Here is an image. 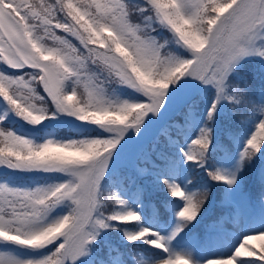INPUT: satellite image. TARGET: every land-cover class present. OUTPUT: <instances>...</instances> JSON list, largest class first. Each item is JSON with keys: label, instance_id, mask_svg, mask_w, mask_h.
I'll use <instances>...</instances> for the list:
<instances>
[{"label": "snow or ice", "instance_id": "snow-or-ice-1", "mask_svg": "<svg viewBox=\"0 0 264 264\" xmlns=\"http://www.w3.org/2000/svg\"><path fill=\"white\" fill-rule=\"evenodd\" d=\"M0 264H264V0H0Z\"/></svg>", "mask_w": 264, "mask_h": 264}, {"label": "trees", "instance_id": "trees-1", "mask_svg": "<svg viewBox=\"0 0 264 264\" xmlns=\"http://www.w3.org/2000/svg\"><path fill=\"white\" fill-rule=\"evenodd\" d=\"M61 134H62V135L67 134V130L62 131Z\"/></svg>", "mask_w": 264, "mask_h": 264}]
</instances>
